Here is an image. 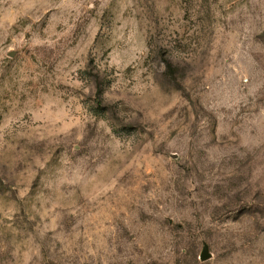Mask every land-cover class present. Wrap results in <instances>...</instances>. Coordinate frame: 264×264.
I'll list each match as a JSON object with an SVG mask.
<instances>
[{
    "label": "clouds",
    "instance_id": "obj_1",
    "mask_svg": "<svg viewBox=\"0 0 264 264\" xmlns=\"http://www.w3.org/2000/svg\"><path fill=\"white\" fill-rule=\"evenodd\" d=\"M114 5H122L115 26L104 18ZM141 5L154 14L163 11L161 5L185 11L182 0H0V156L6 145L21 141L26 149L43 145L40 152L27 153L30 179L16 190L19 206L12 216L4 218L0 206V227L32 207L33 186L51 190L59 182L52 202L61 220H76L71 240L59 241L61 252L71 255L83 239L94 256L93 245L99 246L111 226L109 217L136 194L125 174H136L135 161L152 151L158 152L153 159L159 171L168 144L162 133L176 130L180 109L185 110V133L197 122L185 91L190 96L192 89H206L213 115L227 109L236 133H226L229 141L264 137V58L253 57L264 54L256 39L264 36V0H189L186 21L173 12L171 23L161 27L168 32V47L159 39L150 41L154 26L140 15ZM209 8L211 19L205 15ZM186 40L190 46L184 48ZM76 48L78 53L69 57ZM49 49L68 61L63 73L53 68L45 75L25 64L15 91L13 83H4L9 66H16V54ZM60 112L68 115L57 119ZM134 131L140 137L127 138ZM95 136L101 137L98 146ZM49 233L57 235L56 230ZM49 233L17 244H6L0 233V264H42L37 241Z\"/></svg>",
    "mask_w": 264,
    "mask_h": 264
},
{
    "label": "rangeland",
    "instance_id": "obj_2",
    "mask_svg": "<svg viewBox=\"0 0 264 264\" xmlns=\"http://www.w3.org/2000/svg\"><path fill=\"white\" fill-rule=\"evenodd\" d=\"M204 2L207 4V0ZM182 4L183 12L179 7L169 10L161 5L163 11L158 14L151 7L145 10L141 5L140 15H147L154 26L151 42L159 39L165 47L170 46L168 32L161 31V27L171 23L169 17L173 12L185 21L188 19L189 0H182ZM121 11L122 5H114L104 18L115 26L121 19ZM157 15L162 18L157 19ZM205 15L211 19V8ZM88 30L94 33V27ZM256 39L264 45V36ZM189 46L186 40L182 47ZM78 51L73 49L69 57ZM253 57L261 60L264 54L253 53ZM66 63L67 60L60 59V53L54 54L51 49L35 55L18 53L16 66H9L4 83H13L15 91L14 81L25 64L46 75L53 68L63 73ZM182 83L188 87L187 81ZM183 95L191 111L197 114V122L185 133L182 129L187 123L185 110L180 109L173 122L176 130L162 133L168 144L166 154L160 156L159 171H154L153 159L158 152L152 151L135 161V168L139 170L136 174H125V179L137 188L136 194L122 211L118 210V215L113 213L109 217L111 226L104 239L98 241L99 246L93 245L94 256L89 254L83 239L70 249L71 255L61 252L59 241L65 237L71 240L76 220L70 216L61 220L62 213L52 202L59 182L51 190L43 184L40 188L33 186L29 196L32 207L15 215L14 222L5 219L0 227L4 242L17 244L22 238L56 230L57 235L49 233L37 241L41 244L42 264H264V137L244 136L229 141L226 133L233 136L236 133L230 130L227 109L220 108L213 115L209 107L211 96L206 89H192L190 96L186 91ZM67 115L66 112L55 114L57 119ZM201 118L204 123H200ZM134 124L132 121L128 126ZM140 135L134 131L127 138ZM93 142L98 146L101 137L95 136ZM144 146L149 145L145 142ZM6 149L0 156V206L5 209L4 218L16 212L19 206L16 190L30 179L27 153H38L43 145H29L26 149L21 141L19 145H6ZM45 217H50V221ZM206 246L212 257L201 261L200 255ZM250 255H255L254 262L249 261Z\"/></svg>",
    "mask_w": 264,
    "mask_h": 264
},
{
    "label": "water",
    "instance_id": "obj_3",
    "mask_svg": "<svg viewBox=\"0 0 264 264\" xmlns=\"http://www.w3.org/2000/svg\"><path fill=\"white\" fill-rule=\"evenodd\" d=\"M211 257H212V255L209 252V248L206 246L200 255V259H201V261H207V260L211 259Z\"/></svg>",
    "mask_w": 264,
    "mask_h": 264
}]
</instances>
